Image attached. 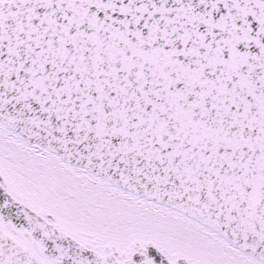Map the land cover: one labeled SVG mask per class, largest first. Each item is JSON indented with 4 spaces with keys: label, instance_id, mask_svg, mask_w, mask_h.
Returning <instances> with one entry per match:
<instances>
[{
    "label": "snow or ice",
    "instance_id": "snow-or-ice-1",
    "mask_svg": "<svg viewBox=\"0 0 264 264\" xmlns=\"http://www.w3.org/2000/svg\"><path fill=\"white\" fill-rule=\"evenodd\" d=\"M0 264H264V0H0Z\"/></svg>",
    "mask_w": 264,
    "mask_h": 264
}]
</instances>
